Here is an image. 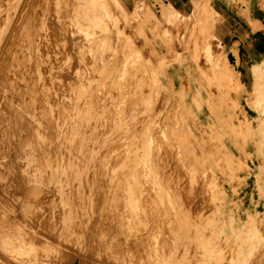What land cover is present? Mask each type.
Segmentation results:
<instances>
[{
	"label": "rangeland",
	"instance_id": "1",
	"mask_svg": "<svg viewBox=\"0 0 264 264\" xmlns=\"http://www.w3.org/2000/svg\"><path fill=\"white\" fill-rule=\"evenodd\" d=\"M218 1L210 0L209 6H206L205 2L202 3V0H193L186 7L176 4L175 10L178 13H174L170 6H166L161 0H158V8L151 6L147 0H136L133 5L125 0H0V45L3 47L10 43L6 36H10L13 31L15 34L12 33L14 35L11 36H15L16 40L13 38L11 43L18 44L19 50L35 52L32 63L38 66V72L40 71L39 74L41 73L46 82L45 86L50 91L57 87L64 92L56 88L57 94L53 96L55 90L48 93V89L44 87L46 96L49 94L47 98L50 96L52 100L55 97L54 103L51 101L52 104L50 98L47 100L48 107L51 108L50 111L48 108L51 114L48 113L47 116L58 119L53 120L57 128H52L53 133L49 137L48 144L52 150L47 146L49 158L55 157H46L43 163H55L56 160L61 162L68 155L69 159H65L64 163H69L72 167L66 172L69 176L63 178L71 179L73 186L77 185L79 193L81 192L79 196L62 202L51 199L52 204H55L53 206L50 201L45 202L48 206L45 204L44 207L48 208L45 210L46 208L42 207L40 212L45 210V214H48L53 210V215L44 214V217L42 212V215L38 214L39 210L31 209L30 205L25 206V211L22 210L23 215L21 209L18 212L17 208L16 211L9 210L13 212L11 215L8 211L5 212L9 214H6L8 218L13 220L14 215L18 218L33 214L32 221L41 226L40 232L44 236L47 235L45 237L53 239L55 247L49 257L51 259L39 258L41 254L44 255L46 246L41 243L39 248L38 243L36 246L39 249L35 246L33 248L36 249L34 256H39V259L0 264H264V54L257 58L248 56L250 36L255 31L243 21L244 17H240L244 10H247V3L251 11L254 5H257L264 17V0H223L227 5L226 14L220 10ZM78 4L80 6H77ZM70 7L71 9H68ZM233 13L236 15H232ZM262 25L263 28L261 26L259 31L264 34V22ZM132 50L134 51L131 52ZM38 52L40 53L37 54ZM49 67L52 70L48 69ZM61 72L67 77L64 78ZM55 73H58L56 78ZM58 75L62 77L60 82L65 84L58 83ZM171 83L174 87L170 86ZM63 86H66L64 90ZM58 91L64 94L60 93L61 98ZM147 93L151 95L147 96ZM56 100L59 101L58 104ZM144 102H147V105ZM54 129L57 130L56 133ZM59 132L63 133V136L59 137ZM82 137L86 140L82 141ZM160 138L162 139L157 140ZM76 143H80L81 150ZM59 145L64 148L63 152L66 154L59 153L56 149ZM171 161L173 164L169 163ZM167 164L171 165L168 167ZM64 184L72 185L70 182ZM170 184L171 187L168 186ZM50 186L52 187V184ZM81 186L87 190L84 191ZM99 200L103 201L104 205L107 204L106 207L112 204L111 208L102 210L105 206ZM137 201L142 202L144 206ZM181 202H184V205ZM77 204H80V207ZM117 207L121 215L117 214ZM188 207L194 208L191 210ZM109 208L112 209L111 213L115 210V216L109 213V216L115 217H112L115 219L113 224L111 216L107 213ZM27 210H32V213ZM101 210L107 213L104 218L108 216L109 219L103 218V212V216L100 215ZM122 210H125V214H122ZM159 210H163V213ZM158 211L161 212L160 215ZM117 215L125 230L124 226L121 227V222H118L120 225L116 223ZM131 215L134 216L132 219ZM39 217L41 220H38ZM49 217L52 222L50 219V222L44 221ZM103 219L107 222L110 220L111 225L117 224L116 227L105 224ZM136 219L142 220V223ZM100 228H104V231ZM28 230L24 232L26 236L31 231V234L34 233V229ZM117 232L120 235L116 234ZM122 233L125 235L122 236ZM115 236L118 240L113 238ZM118 236L120 239L125 238L120 240ZM55 238L57 244L54 242ZM112 241L114 243L111 244ZM119 242L124 247L121 248L120 259V253L117 252L121 246ZM58 243L62 245L59 244V247ZM57 250L62 251L58 253ZM112 252L113 257L117 259L111 256ZM8 259L13 258L10 256Z\"/></svg>",
	"mask_w": 264,
	"mask_h": 264
},
{
	"label": "bare ground",
	"instance_id": "2",
	"mask_svg": "<svg viewBox=\"0 0 264 264\" xmlns=\"http://www.w3.org/2000/svg\"><path fill=\"white\" fill-rule=\"evenodd\" d=\"M55 1H57V0H55ZM75 1V0H74ZM120 1V0H119ZM62 2V1H61ZM77 2V1H76ZM95 2V1H94ZM103 2V1H102ZM3 3V2H2ZM8 3V2H7ZM13 3V2H12ZM26 3V2H25ZM56 3V2H55ZM67 3V2H66ZM101 3V2H100ZM37 4V3H36ZM48 4V3H47ZM51 4V3H50ZM93 4V3H92ZM115 4V3H114ZM17 5V4H16ZM15 5V6H16ZM30 5H31V3H30ZM39 5V4H38ZM74 5V4H73ZM89 5V4H88ZM104 5V4H103ZM13 6H14V4H13ZM24 6V5H23ZM49 6V5H48ZM61 6H63V5H61ZM77 6H80V4H78ZM77 6H76V8H77ZM84 6V5H83ZM101 6V5H100ZM105 6V5H104ZM115 6H116V4H115ZM60 7V6H59ZM97 7H99V6H97ZM96 7V8H97ZM31 8V7H30ZM46 8V7H45ZM62 8V7H61ZM75 8V9H76ZM88 8V7H87ZM110 8V7H109ZM49 9V8H48ZM68 9H71V7L70 8H68ZM67 9V10H68ZM85 9V8H84ZM95 8L93 7V10H94ZM21 10H23V9H21ZM45 10V9H44ZM44 10H43V12H44ZM63 10V9H62ZM114 10V9H113ZM116 10V9H115ZM76 11V10H75ZM79 11V10H78ZM97 11V10H96ZM15 12V11H14ZM22 12V11H21ZM102 12V11H101ZM2 13V12H1ZM5 13V12H4ZM49 13V12H48ZM53 13V12H52ZM59 13V12H58ZM78 13V12H77ZM77 13H75L76 15H77ZM80 13V12H79ZM78 13V14H79ZM92 12H90V14H91ZM99 13V12H98ZM26 14V13H25ZM60 14V13H59ZM75 14H73V15H75ZM86 14V13H85ZM94 14L96 15V13L94 12ZM93 14V15H94ZM103 14V13H102ZM118 14V13H117ZM28 15V14H27ZM35 15V14H34ZM63 15V14H62ZM11 16H12V14H11ZM42 16V15H41ZM55 16V15H54ZM53 16V17H54ZM73 17V16H72ZM75 17V16H74ZM94 17V16H93ZM115 17V16H114ZM10 18V17H9ZM19 18V17H18ZM96 18V17H95ZM102 18V17H101ZM39 19V18H38ZM43 19V18H42ZM52 19V18H51ZM75 19V18H74ZM99 19V18H98ZM104 19V18H103ZM119 19H121V18H119ZM3 20V19H2ZM88 20V19H87ZM106 20V19H105ZM118 20V19H117ZM26 21V20H25ZM93 21H95V20H93ZM119 21V20H118ZM41 23H42V21H40ZM98 22V21H97ZM1 23H2V21H1ZM12 23V22H11ZM10 23V24H11ZM17 23V22H16ZM20 23V22H19ZM65 23V22H64ZM92 23H94V22H92ZM44 24V23H43ZM63 24V23H62ZM131 24V23H130ZM53 25V24H52ZM80 25V24H79ZM20 26V25H19ZM75 26V25H74ZM84 26V25H83ZM28 27V26H27ZM42 27H44V26H42ZM56 27V26H55ZM64 27H65V25H64ZM63 27V28H64ZM78 27V26H77ZM108 27V26H107ZM20 28V27H19ZM62 28V29H63ZM80 28V27H79ZM94 28V27H93ZM119 28V27H118ZM130 28V27H129ZM9 29V28H8ZM15 29V28H14ZM34 29V28H33ZM60 29V28H59ZM83 29V28H82ZM124 29V28H123ZM91 30V29H90ZM106 30H107V28H106ZM108 30H110V29H108ZM1 31V30H0ZM84 31V30H83ZM124 31V30H123ZM3 32V31H2ZM8 32H9V30H8ZM11 32V31H10ZM16 32V31H15ZM55 32V31H54ZM6 33V32H5ZM12 33H14L13 31L9 34V33H7V34H9L10 36H6L7 38H9V42L10 43H8L6 46H1L0 45V257H3L4 259H0V262H3V263H5V262H7V263H9L10 261H13V262H15V263H18L20 260H23V259H47L46 257H48V259H51V258H49V257H51V255H52V251H53V248L55 247L54 246V244L55 243H52V240L53 239H51L50 238V240H49V238L48 237H45V236H47V235H43V233L42 232H40L42 229L39 227V226H37L36 225V223L34 222V221H32V218H31V216H33V214H31V215H24V217L22 218V217H20L19 216V214H18V218H15V216L16 215H14V219L15 220H13V218L10 220L9 218H8V216H9V214L11 213H13V212H9V210H15L16 211V208L18 209V212H19V210L21 209V212H22V210L25 208V206H27V205H30L31 207V209H33V210H39V213L38 214H40L41 212H42V210H41V212H40V208L42 209V207H43V209L44 208H46L45 210H47V208L48 207H44L45 206V204H47V206H48V203H45V202H47V201H50L51 199H52V201H54L53 199H56L57 200V202L58 201H60V202H62L63 200H65V199H68V198H71V197H73V196H79L80 195V193H79V190L77 189V188H79V187H76L77 185H76V183H75V185L76 186H73V184H72V182H71V179H65V178H63V177H67V176H69L66 172H67V170H69V169H71V164L70 165H68V164H66V162L64 163V160L66 159V160H68L69 158H67L68 157V155H66L67 157L66 158H63V161H61V162H57V160H56V162L55 163H49L50 161H48V163H46V161L43 163V161L46 159V157H50L49 156V154L50 153H48V148H47V146L49 145L48 143L50 142V140H49V137H50V135H51V133H53L52 132V128L55 126V128H57L56 127V123L55 122H53V120L55 121L56 120V118L57 117H55L56 115H54V117H55V119L53 118V116H52V118L50 117V115L49 116H47L48 115V113H50V112H48V98H50V96L47 98V96L49 95H47L46 96V94H45V90H46V88L48 89V87L47 86H45L46 85V82L44 81V78L39 74V72H38V66L37 65H35L36 63H32V60H33V55H35L34 53L35 52H33V51H26V50H19L18 49V44L16 45L15 44V42H13V43H11V41L10 40H12L14 37H12L13 35H12ZM50 33V32H49ZM93 33V32H92ZM99 33V32H98ZM38 34V33H37ZM95 34V33H94ZM12 35V36H11ZM129 35V34H128ZM81 36V35H80ZM6 37H5V40H6ZM12 37V38H11ZM24 37V36H23ZM43 37H45V36H43ZM51 37V36H50ZM59 37V36H58ZM115 37V36H114ZM2 38V37H1ZM0 38V39H1ZM16 38V37H15ZM13 39L14 41L16 40V39ZM29 38H30V36H29ZM97 38V37H96ZM25 39V38H24ZM42 39V38H41ZM70 39V38H69ZM8 40V39H7ZM29 40V39H28ZM53 40V39H52ZM55 40V39H54ZM72 40V39H71ZM89 40V39H88ZM132 40V39H131ZM30 41V40H29ZM49 41V40H48ZM3 43H5L4 41H2ZM2 42H1V44H2ZM6 42H8V41H6ZM23 42V41H22ZM27 42V41H26ZM66 42V41H65ZM74 42V41H73ZM97 42V41H96ZM100 42V41H99ZM28 43V42H27ZM34 43V42H33ZM36 43V42H35ZM41 43V42H40ZM47 43V42H46ZM75 43V42H74ZM140 43V42H139ZM48 44V43H47ZM72 45V44H71ZM81 45V44H80ZM100 45V44H99ZM28 46V45H27ZM40 46V45H39ZM45 46V45H44ZM62 46V45H61ZM79 46V45H78ZM47 47V46H46ZM71 47V46H70ZM99 47V46H98ZM21 48V47H20ZM30 48V47H29ZM50 48V47H49ZM63 48H65V47H63ZM112 48V47H111ZM134 48V47H133ZM26 49V48H25ZM126 49V48H125ZM124 49V50H125ZM38 50V49H37ZM52 50V49H51ZM70 50V49H69ZM78 50V49H77ZM48 51V50H47ZM53 51V50H52ZM59 51V50H58ZM75 51V50H74ZM134 50H132L131 52H133ZM64 52H66V51H64ZM127 52H128V50H127ZM40 52H38L37 54H39ZM42 53V52H41ZM49 54V53H48ZM61 54H63V53H61ZM61 54H59V55H61ZM50 55V54H49ZM65 55V54H64ZM72 55V54H71ZM74 55V54H73ZM47 56V55H46ZM69 56V55H68ZM59 57V56H58ZM36 58V57H35ZM42 58V57H41ZM45 58V57H44ZM63 58V57H62ZM90 58V57H89ZM77 59V58H76ZM79 59V58H78ZM39 60V59H38ZM47 60V59H46ZM60 60V59H59ZM62 60V59H61ZM68 60V59H67ZM75 60V59H74ZM91 60V59H90ZM89 60V61H90ZM35 61H37V60H35ZM86 61V60H85ZM34 62V61H33ZM38 62V61H37ZM45 62V61H44ZM48 62V61H47ZM52 62V61H51ZM66 62V61H65ZM73 62V61H72ZM76 62V61H75ZM152 62V61H151ZM56 63V62H55ZM123 63V62H122ZM34 64V65H33ZM38 64V63H37ZM39 64H41V62H39ZM52 64V63H51ZM73 64H74V62H73ZM138 65H139V63H138ZM63 66V65H62ZM62 66H61V68H62ZM131 66V65H130ZM129 66V67H130ZM148 67V66H147ZM46 68V67H45ZM45 68H42V69H45ZM68 68V67H67ZM71 68V67H70ZM69 68V69H70ZM128 68V67H127ZM135 68V67H134ZM149 68V67H148ZM39 69H41V68H39ZM48 69H50V67L48 68ZM58 68H56V70H57ZM64 69H66V68H64ZM75 69V68H74ZM136 69V68H135ZM153 69V68H152ZM45 70H47V68L45 69ZM44 70V71H45ZM50 70H52V69H50ZM53 70H55V69H53ZM70 70H72V69H70ZM148 70V69H147ZM41 71H43V70H41ZM48 71V70H47ZM65 71V70H64ZM64 71H62V72H64ZM73 71V70H72ZM71 71V72H72ZM77 71V70H76ZM131 71V70H130ZM138 71V70H137ZM140 71V70H139ZM142 71V70H141ZM46 72V71H45ZM52 72V71H51ZM51 72H47V73H51ZM54 72V71H53ZM59 73H60V69H59V71H58ZM62 72H61V74H62ZM66 72H67V70H66ZM136 72V71H135ZM134 72V73H135ZM95 73H96V71H95ZM126 73H127V71H126ZM130 73V72H129ZM46 74V73H45ZM44 74V75H45ZM48 74V75H49ZM52 74V73H51ZM54 74V73H53ZM58 74V73H57ZM56 73H55V78H56V75H57ZM64 74V73H63ZM63 74H62V76H63ZM68 74H69V72H68ZM82 74V73H81ZM122 74V73H121ZM131 74V73H130ZM147 74V73H146ZM43 75V74H42ZM60 75V74H59ZM59 75H58V77H59ZM128 75V74H127ZM136 75V74H135ZM141 77H142V75H140ZM144 76V75H143ZM146 76V75H145ZM148 76V75H147ZM49 77H50V75H49ZM52 77V76H51ZM57 77V78H58ZM64 78H66L65 77V75L63 76ZM129 77V76H128ZM133 77H134V75H133ZM132 77V78H133ZM139 77V76H138ZM52 78H54V77H52ZM51 78V79H52ZM60 78L62 79V77L60 76L59 77V82L58 83H61L60 82ZM131 78V79H132ZM143 78V77H142ZM46 79H47V77H46ZM45 79V80H46ZM49 79V78H48ZM72 79V78H71ZM98 79V78H97ZM110 79V78H109ZM146 79H147V77H146ZM58 80V79H57ZM66 80V79H65ZM136 80V79H135ZM139 80V79H138ZM141 80V79H140ZM145 80V79H144ZM46 81H48V80H46ZM130 80H128V82H129ZM146 81V80H145ZM43 82H45V84H42ZM51 82V81H50ZM76 82V81H75ZM111 82V81H110ZM140 82V81H139ZM152 82H153V80H152ZM52 83H53V81H52ZM56 83H57V81H56ZM107 83H109V82H107ZM131 83V82H130ZM133 83V82H132ZM135 83V82H134ZM48 85H49V82L47 83ZM62 84V83H61ZM63 84H65V82L63 83ZM62 84V85H63ZM121 84V83H120ZM140 84V83H139ZM150 84H152V83H150ZM55 85H57V84H55ZM130 85V84H129ZM138 85V84H137ZM50 86V85H49ZM54 86V85H53ZM57 86H59V85H57ZM145 86V85H144ZM44 87H46V88H44ZM60 87V86H59ZM62 87V86H61ZM64 87V86H63ZM66 87V86H65ZM65 87L63 88V90L65 89ZM57 87H54V90L56 89ZM145 88V87H144ZM59 88H57L56 90H58ZM62 89V88H61ZM117 89V88H116ZM121 89V88H120ZM139 89H141V88H139ZM54 90H52L51 89V91L48 89V93H49V91L50 92H52V91H54ZM55 90V91H56ZM67 90V89H66ZM65 90V91H66ZM125 90V89H124ZM153 90V89H152ZM53 92L54 94H53V96H56V94H57V91L56 92ZM59 91H61V92H63L62 90H60L59 89ZM59 91H58V93H59ZM107 91V90H106ZM126 91V90H125ZM134 91H136V90H134ZM133 91V92H134ZM143 91V90H142ZM145 91V90H144ZM60 92V93H61ZM122 92H123V90H122ZM121 92V93H122ZM150 92H152V91H149V93ZM46 93H47V91H46ZM56 93V94H55ZM60 93L58 94V96H60ZM64 93V92H63ZM63 93H61V94H63ZM114 92H112V94H113ZM128 93H130L129 91H128ZM142 93V92H141ZM144 93H146V91L144 92ZM149 93H147L148 95L147 96H150L149 95ZM123 94V93H122ZM50 95H52V93L50 94ZM64 95V94H63ZM114 95V94H113ZM125 95V94H124ZM57 96V97H58ZM62 96V95H61ZM61 96H60V98H61ZM72 96V95H71ZM135 96V95H134ZM137 96V95H136ZM113 97V96H112ZM123 97V96H122ZM55 98V97H54ZM53 98V99H54ZM59 98V97H58ZM57 98V99H58ZM62 98H65V97H62ZM140 98V97H139ZM52 99V100H53ZM110 99V98H109ZM129 99V98H128ZM135 99V98H134ZM146 99V98H145ZM51 100V98H50V102L52 101ZM59 100V99H58ZM116 100V99H115ZM122 100V99H121ZM131 100V99H130ZM147 100V99H146ZM145 100V101H146ZM148 100H150V98L148 99ZM111 101H112V99H111ZM132 101V100H131ZM161 101V100H160ZM56 102H57V100H56ZM55 102V103H56ZM59 102V101H58ZM58 102H57V104H58ZM60 102H61V100H60ZM82 102H84V101H82ZM93 102H95V101H93ZM102 102V101H101ZM118 102H119V100H118ZM126 102V101H125ZM136 102V101H135ZM53 103H54V100H53ZM96 103V102H95ZM100 103V102H99ZM109 103V102H108ZM111 103V102H110ZM122 103V102H121ZM139 103V102H138ZM142 103V102H141ZM145 103V102H144ZM143 103V104H144ZM147 103V102H146ZM145 103V104H146ZM51 104H52V102H51ZM51 104H49V105H51ZM81 104V103H80ZM83 104V103H82ZM81 104V105H82ZM89 104V103H88ZM135 104V103H134ZM55 105V104H54ZM80 105V106H81ZM93 105V104H92ZM99 105V104H98ZM116 105V104H115ZM130 105V104H129ZM128 104H127V106H129ZM147 105V104H146ZM56 106H58V105H56ZM105 106V105H104ZM124 106H125V103H124ZM142 106V105H141ZM50 107H52V106H50ZM55 107V106H54ZM67 107V106H66ZM82 107V106H81ZM91 107V106H90ZM59 108V107H58ZM63 108H65V107H63ZM98 108V107H97ZM107 108V107H106ZM132 108V107H131ZM136 108V107H135ZM144 108V107H143ZM147 108V107H146ZM145 108V109H146ZM156 108V107H155ZM50 109L51 108H49V111H50ZM86 109V108H85ZM110 109V108H109ZM120 109V108H119ZM142 109V108H141ZM53 110V109H52ZM51 110V111H52ZM83 110V109H82ZM104 110V109H103ZM115 110V109H114ZM132 110V109H131ZM156 110V109H155ZM57 111V110H56ZM93 111V110H92ZM135 111V110H134ZM144 111H146V110H144ZM159 111H160V109H159ZM99 112V111H98ZM111 112V111H110ZM129 112V111H128ZM141 112H143V111H141ZM140 112V113H141ZM57 113V112H56ZM120 113V112H119ZM130 113V112H129ZM134 113H136V112H134ZM156 113V112H155ZM154 113V114H155ZM51 114V113H50ZM58 114H60V113H58ZM122 114V113H121ZM52 115H53V113H52ZM88 115V114H87ZM91 115V114H90ZM97 115V114H96ZM100 115V114H99ZM105 115V114H104ZM112 115V114H111ZM136 115H139V114H136ZM118 116V115H117ZM132 116V115H131ZM130 116V117H131ZM63 117V116H62ZM106 117V116H105ZM104 117V118H105ZM120 117V116H119ZM59 118H60V116H59ZM83 118H84V116H83ZM82 118V119H83ZM101 118V117H100ZM99 118V119H100ZM107 118V117H106ZM121 118V117H120ZM129 118V117H128ZM127 118V119H128ZM134 118V117H133ZM58 119V118H57ZM62 119V118H61ZM64 119V118H63ZM62 119V120H63ZM114 119H115V117H114ZM138 119V118H137ZM45 120H47V121H45ZM62 120H61V122H62ZM93 120V119H92ZM95 120H96V118H95ZM101 120V119H100ZM104 120H106V119H104ZM108 120V119H107ZM113 120V119H112ZM133 120H135V119H133ZM160 120V119H159ZM64 122H65V120H64ZM81 122H82V120H81ZM87 122H88V120H87ZM97 122H98V120H97ZM108 122H109V120H108ZM125 122H126V119H125ZM156 122H157V120H156ZM155 122V123H156ZM124 123V122H123ZM175 123V122H174ZM62 124V123H61ZM89 124V123H88ZM95 124V123H94ZM101 124V123H100ZM108 124V123H107ZM126 124V123H125ZM158 124V123H157ZM164 124V123H163ZM59 125H60V123H59ZM75 125V124H74ZM80 125V124H79ZM90 125V124H89ZM97 125V124H96ZM106 125V124H105ZM160 125V124H159ZM77 126V125H76ZM75 126V127H76ZM94 126V125H93ZM101 126V125H100ZM115 126V125H114ZM59 128H60V126H58ZM63 127V126H62ZM82 127V126H81ZM106 127V126H105ZM112 127H113V124H112ZM157 127V126H156ZM101 128V127H100ZM110 128V127H109ZM153 128V127H152ZM160 128V127H159ZM162 128H163V126H162ZM75 129V128H74ZM78 129V128H77ZM166 129H167V126H166ZM165 129V130H166ZM168 129H169V127H168ZM80 130V129H79ZM89 130V129H88ZM93 130V129H92ZM98 130H99V128H98ZM118 130V129H117ZM155 130V129H154ZM57 132V130H55L54 129V132ZM60 131V130H59ZM81 131V130H80ZM102 131H104L103 130V128H102ZM153 131V130H152ZM151 131V132H152ZM55 132V133H56ZM78 132V131H77ZM109 132H111V131H109ZM115 132H116V130H115ZM158 132V131H157ZM168 132H170V131H168ZM94 133V132H93ZM103 133V132H102ZM159 133V132H158ZM161 133V132H160ZM73 134V133H72ZM79 134V133H78ZM88 134V133H87ZM109 134V133H108ZM156 134V133H155ZM171 133H169L168 134V137H170L169 135H170ZM57 135L60 137L61 135L63 136V133H61V132H59V133H57ZM131 135V134H130ZM160 135V134H159ZM52 136V135H51ZM85 136V135H84ZM111 136V135H110ZM119 136V135H118ZM156 136V135H155ZM155 136H153V138H155ZM57 137V136H56ZM58 137V138H59ZM77 137V136H76ZM100 137H101V135H100ZM104 137V136H103ZM102 137V138H103ZM158 137H160V136H158ZM167 137V136H166ZM78 138V137H77ZM83 138V137H82ZM81 138V139H82ZM132 138H133V136H132ZM148 138V137H147ZM146 138V139H147ZM76 139V138H75ZM80 139V138H79ZM85 138H83L82 139V141L84 140ZM110 139V138H109ZM113 139V138H112ZM129 139V138H128ZM131 139V138H130ZM162 138H160V139H157V140H161ZM54 140V139H53ZM86 140V139H85ZM88 140V139H87ZM149 140V139H148ZM74 141H76V140H74ZM78 141V140H77ZM81 142V141H80ZM84 142H86V141H84ZM96 142V141H95ZM94 142V143H95ZM102 142H104V141H102ZM115 142H116V140H115ZM155 142V141H154ZM161 142V141H160ZM162 142H163V140H162ZM168 142V141H167ZM61 143H62V141H61ZM105 143V142H104ZM159 143V142H158ZM172 143V142H171ZM56 144V143H55ZM58 144V143H57ZM56 144V145H57ZM66 144V143H65ZM75 144V143H74ZM80 144V143H79ZM79 144L77 145V143H76V145L77 146H79ZM83 144V143H82ZM85 144V143H84ZM114 144V143H113ZM129 144V143H128ZM160 144H162V143H160ZM63 145V144H62ZM50 146V145H49ZM54 146V145H53ZM89 146V145H88ZM114 146V145H113ZM121 146V145H120ZM124 146V145H123ZM156 146H158V145H156ZM162 146H164V144L162 145ZM170 146V145H169ZM59 147V148H58ZM56 149L59 151V153L61 152V154H63V153H65V152H63L64 151V148L62 147V146H58ZM81 147H83V146H81ZM93 147V146H92ZM102 147V146H101ZM106 147V146H105ZM110 147H111V145H110ZM109 147V148H110ZM171 147V146H170ZM173 147V146H172ZM51 148V146L49 147V149ZM76 148V147H75ZM79 149H80V146L78 147ZM94 148V147H93ZM108 148V149H109ZM115 148V147H114ZM120 148H122V147H120ZM153 148V147H152ZM165 148V147H164ZM53 149H54V147H53ZM77 149V148H76ZM85 149H87V148H85ZM97 149V148H96ZM141 149V148H140ZM163 149V148H162ZM51 150H52V148H51ZM69 150V149H68ZM81 150V149H80ZM104 150V149H103ZM160 150H161V147H160ZM159 150V151H160ZM164 150V149H163ZM167 150V147H166V149L164 150V153H166L165 151ZM171 150H173V148L171 149ZM75 151V150H74ZM79 151V150H78ZM83 151H85V150H83ZM56 152V154H57V151H55ZM88 152V151H87ZM90 152V151H89ZM161 152V151H160ZM159 152V153H160ZM52 153L54 154V152L52 151ZM58 153V154H59ZM77 153H79V152H77ZM82 153V152H81ZM94 153V152H93ZM153 153V152H152ZM162 153V152H161ZM48 154V155H47ZM52 154V155H53ZM66 154V153H65ZM106 154V153H105ZM122 154V153H121ZM155 154V153H154ZM163 154V153H162ZM168 154V153H167ZM64 155V154H63ZM74 155V154H73ZM77 155V154H76ZM103 155V154H102ZM159 156V155H158ZM55 157V156H54ZM54 157H52V158H49V159H54ZM65 157V156H64ZM78 157V156H77ZM76 157V158H77ZM81 157H82V155H81ZM84 157V156H83ZM165 157H167V156H165ZM71 158V157H70ZM102 158V157H101ZM106 158V157H105ZM138 158V157H137ZM154 158V160H155V157H153ZM152 158V159H153ZM159 158V157H158ZM48 159V160H49ZM58 159V158H57ZM60 159H62L61 157H60ZM74 159H75V157H74ZM81 159V158H80ZM96 159V158H95ZM99 159V158H98ZM160 159H162V158H160ZM159 159V160H160ZM72 160V159H71ZM71 160H70V163H71ZM77 160V159H76ZM163 160V159H162ZM167 160H168V157H167ZM54 161V160H53ZM75 161V160H74ZM82 162H83V160H81ZM97 161V160H96ZM100 161H101V159H100ZM158 161V160H157ZM156 161V162H157ZM164 161V160H163ZM165 161H166V159H165ZM52 162V161H51ZM78 162H80V161H78ZM88 162V161H87ZM96 163V162H95ZM164 163V162H163ZM169 163H171V164H173L172 163V161L171 162H169ZM73 164V163H72ZM78 164V163H77ZM138 164H140V163H138ZM153 164V163H152ZM154 164H155V162H154ZM160 164V163H159ZM171 164H167V166L168 165H171ZM80 165H81V163H80ZM80 165H78V166H80ZM157 165V164H156ZM161 165V164H160ZM159 165V166H160ZM163 165V164H162ZM166 165V164H165ZM75 167H76V164L74 165ZM73 166V167H74ZM83 166H84V163H83ZM92 166V165H91ZM114 166V165H113ZM159 166H157L158 167V169H159ZM87 167H88V165H87ZM93 167V166H92ZM140 167V166H139ZM142 167V166H141ZM156 167V168H157ZM164 167V166H163ZM169 167V166H168ZM78 168V167H77ZM80 168H81V166H80ZM110 168V167H109ZM155 168V169H156ZM162 168V167H161ZM167 168V167H166ZM83 169V168H82ZM81 169V170H82ZM88 169V168H87ZM92 169V168H91ZM90 169V170H91ZM94 170H96L95 168H93ZM140 169H142V168H140ZM163 169V168H162ZM170 169V168H169ZM172 169H173V167H172ZM72 170H73V168H72ZM75 170V169H74ZM89 170V171H90ZM136 170V169H135ZM93 171V170H92ZM165 171H169V170H165ZM172 171H176V170H172ZM76 172V171H75ZM74 172V173H75ZM83 172V171H82ZM91 172V171H90ZM138 172H140V171H138ZM137 171H136V173H138ZM162 171H160V173H161ZM78 173H79V171H78ZM92 173V172H91ZM96 173H97V171H96ZM99 173H100V171H99ZM98 173V174H99ZM136 173H135V175H136ZM141 173V172H140ZM142 173H143V171H142ZM141 173V174H142ZM172 173V172H171ZM77 174V173H76ZM94 174V173H93ZM132 174H134V173H132ZM147 174V173H146ZM163 174V173H162ZM162 174H161V176H162ZM82 175V174H81ZM85 175H88V174H85ZM89 175H90V173H89ZM164 175V174H163ZM168 175V174H167ZM73 176H74V174H73ZM77 176V175H76ZM137 176V175H136ZM144 176V175H143ZM150 176V175H149ZM160 176V175H159ZM166 176V175H165ZM78 177V176H77ZM80 177V176H79ZM82 177V176H81ZM86 177H88V176H86ZM97 177V176H96ZM95 177V178H96ZM138 177V176H137ZM141 178H142V175L140 176ZM139 177V178H140ZM145 177V176H144ZM168 177V176H167ZM167 177H165L166 179H167ZM50 178H53L52 180L50 179ZM73 179H74V177H72ZM102 178V177H101ZM140 178V179H141ZM149 178V177H148ZM161 178H163V176L161 177ZM173 178V177H172ZM91 179V178H90ZM136 179V178H135ZM144 179V178H143ZM171 179V178H170ZM81 180H83V179H81ZM92 180V179H91ZM91 180H88V181H91ZM99 180V179H98ZM102 180V179H101ZM144 180H146V179H144ZM173 180H174V178H173ZM86 181V180H85ZM132 181V180H131ZM136 181H137V179H136ZM136 181H134L133 183H135ZM141 181V180H140ZM166 181V180H165ZM167 181H169V180H167ZM66 182H70V184H72L71 186H69V185H65L64 183H66ZM144 182V181H143ZM143 182L141 183L143 186H144V184H143ZM150 182V181H149ZM164 182V181H163ZM170 182V181H169ZM168 182V183H169ZM197 182V181H196ZM91 183V182H90ZM90 183H89V185H90ZM98 183V182H97ZM102 183V182H101ZM124 183V182H123ZM151 183V182H150ZM174 183H175V181H174ZM174 183H172V184H174ZM184 183V182H183ZM203 183V182H202ZM47 184V185H46ZM52 184V187L50 186ZM85 184V183H84ZM84 184H83V186H84ZM136 184V183H135ZM139 183H137V186H139L138 185ZM46 185V186H45ZM163 185H164V183H163ZM167 185V184H166ZM202 185V184H201ZM43 186H45V188L43 187ZM83 186H81V188L83 187ZM98 186V185H97ZM122 186H123V184H122ZM136 186V187H137ZM149 186V185H148ZM168 186H170L171 187V184L170 185H168ZM175 186V185H174ZM203 186V185H202ZM88 187H91V186H88ZM121 187V186H120ZM124 187H126V185L124 186ZM133 187H134V185H133ZM135 187V188H136ZM85 188V189H84ZM95 188H97V187H95ZM118 188H119V186H118ZM122 188V187H121ZM127 188V187H126ZM134 188V189H135ZM140 188H142L141 186H140ZM166 188V187H165ZM174 188V187H173ZM184 188V187H183ZM190 188V187H189ZM84 191H86L87 189H86V187H83L82 188ZM99 189V188H98ZM133 189V190H134ZM144 189V188H143ZM149 189V188H148ZM175 189V188H174ZM195 189V188H194ZM205 189V188H204ZM96 190V189H95ZM94 190V191H95ZM118 190V189H117ZM137 190H138V188H137ZM179 190V189H178ZM192 190V189H191ZM143 191V190H142ZM147 191V190H146ZM181 191V190H180ZM97 192V191H96ZM117 192V191H116ZM141 192V191H140ZM140 192H138V193H140ZM149 192V191H148ZM194 192V191H193ZM86 193V192H85ZM88 193V192H87ZM121 193V190H120V192H119V194ZM123 193V192H122ZM142 193V192H141ZM90 194V193H89ZM98 194V193H97ZM101 194V193H100ZM116 194V193H115ZM135 194H137V193H135ZM151 194V193H150ZM173 194V193H172ZM88 195V194H87ZM142 195V194H141ZM140 195V196H141ZM171 195V194H170ZM117 195H115V197H116ZM121 196V195H120ZM139 196V197H140ZM146 196V195H145ZM148 196V195H147ZM151 196V195H150ZM190 196V195H189ZM118 197V196H117ZM153 197V196H152ZM151 197V198H152ZM172 197V196H171ZM170 197V198H171ZM177 197V196H176ZM85 198H86V195H85ZM88 198V197H87ZM97 198V197H96ZM125 198V197H124ZM135 198V197H134ZM137 198V197H136ZM142 198V197H141ZM146 198V197H145ZM187 198V197H186ZM74 199H75V197H74ZM83 199V198H82ZM93 199V198H92ZM98 199V198H97ZM101 199H102V197H101ZM118 199V198H117ZM126 199V198H125ZM128 199V198H127ZM140 199V198H139ZM148 199V198H147ZM172 199V198H171ZM85 200H87V199H85ZM119 200V199H118ZM133 200H135V199H133ZM146 200V199H145ZM150 200H152V199H150ZM154 200V199H153ZM174 200V199H173ZM193 200V199H192ZM52 201H50L51 202V204L53 203ZM69 201V200H68ZM67 201V202H68ZM80 201V200H79ZM99 201H101V200H99ZM98 201V202H99ZM131 201V200H130ZM142 201V200H141ZM165 201V200H164ZM185 201V200H184ZM56 202V201H55ZM86 202V201H85ZM93 202V201H92ZM138 202V201H137ZM136 202V203H137ZM146 202H148V201H146ZM149 202H151V201H149ZM175 202V201H174ZM174 202H172V203H174ZM187 202V201H186ZM191 202V201H190ZM66 203V202H65ZM75 203V202H74ZM87 203V202H86ZM100 203H102L103 205H104V203H103V201H101ZM113 203V202H112ZM121 203H123V202H121ZM140 203H142V202H140ZM139 202H138V204H140ZM182 204L184 203V202H181ZM72 204V203H71ZM81 204V203H80ZM80 204H77V205H79V207H80ZM91 204V203H90ZM109 204V203H108ZM111 204V203H110ZM115 204H116V202H115ZM114 204V205H115ZM120 204V203H119ZM145 204H147V203H145ZM167 204V203H166ZM53 205H55V204H52V206ZM68 205V204H67ZM84 206L86 205V204H83ZM88 205V204H87ZM86 205V206H87ZM98 205H100V204H98ZM103 205H102V207H103ZM105 205H107V204H105ZM104 205V206H105ZM149 205V204H148ZM184 205V204H183ZM193 205H194V203H193ZM51 206V205H50ZM89 206V205H88ZM87 206V207H88ZM111 206H112V204L110 205V206H107V207H110L111 208ZM119 206V205H118ZM120 206H121V204H120ZM123 206V205H122ZM139 206H141V205H139ZM142 206H144L143 205V203H142ZM141 206V207H142ZM149 206H151V205H149ZM156 206H157V203H156ZM175 206V205H174ZM187 206H188V204H187ZM56 207V206H55ZM61 207V206H60ZM68 207V206H67ZM78 207V206H77ZM82 207V206H81ZM101 207V206H100ZM106 206L102 209V210H105L106 211V208H107ZM114 207V206H113ZM141 207H140V209H141ZM158 207V206H157ZM190 207H192V206H190ZM190 207H188V208H190ZM109 208V209H110ZM118 208V207H117ZM121 208V207H120ZM144 208V207H143ZM146 208V207H145ZM144 208V209H145ZM194 208V207H193ZM193 208H190L191 210L193 209ZM100 209V208H99ZM119 209V208H118ZM118 209H116L117 211V214H119V215H121L120 213H118V211H120V209L118 210ZM122 209V208H121ZM150 209H152L151 207H150ZM159 209V208H158ZM166 209V208H165ZM182 209V208H181ZM45 210H43V216H44V214H45ZM51 210V209H50ZM72 210V209H71ZM93 210V209H92ZM101 210V214L100 215H102L104 212ZM111 210L112 209H110V211L108 212L107 211V213H108V216H109V213H111ZM153 210V209H152ZM168 210H169V208H168ZM2 211H4V213L2 212ZM8 211V213H6V214H8V216L5 214V212H7ZM23 211H25V210H23ZM27 211H31V213H32V210H27ZM53 211V210H52ZM52 211H50L48 214H51V215H53L51 212ZM114 211L115 210H113L112 212L113 213H111L112 215H114ZM125 211V210H124ZM124 211L122 210V214H125L124 213ZM157 211V210H156ZM159 211H161V210H159ZM158 211V215H160L159 213H161V212H159ZM190 211V210H189ZM67 213H68V211H66ZM73 212V211H72ZM77 212V211H76ZM86 212H88V211H86ZM103 212V213H102ZM121 212V211H120ZM128 212V211H127ZM149 212H151V211H149ZM166 212H168V211H166ZM188 212V211H187ZM30 213V212H29ZM33 213H34V211H33ZM42 213H41V215H42ZM106 213V212H105ZM104 213V214H105ZM106 213V214H107ZM129 213V212H128ZM136 213V212H135ZM140 213H141V211H140ZM163 213V212H162ZM168 213H170V211L168 212ZM10 214V215H11ZM17 214V213H16ZM48 214H45L46 216L48 215ZM74 214H75V212H74ZM88 214H90V213H88ZM87 214V215H88ZM96 214V213H95ZM106 214L103 216V218L104 217H106ZM130 214V213H129ZM139 214V213H138ZM155 214V213H154ZM21 215V214H20ZM22 215H23V212H22ZM66 215V214H65ZM112 215H110L109 217H110V219H111V221H112V224H113V220L115 221V219H113V218H115L114 216H112ZM128 215V214H127ZM140 215V214H139ZM138 215V216H139ZM142 216L144 215V212L141 214ZM167 215V214H166ZM13 216V215H12ZM43 216H40V217H43ZM97 216V215H96ZM108 216H107V218L106 219H109L108 218ZM118 216V215H117ZM123 216V215H122ZM130 216V215H129ZM171 216V215H170ZM38 218V220L40 219L41 220V218ZM45 217V216H44ZM83 217V216H82ZM95 217V216H94ZM113 217V218H112ZM132 217H134V216H132L131 215V217H130V219H132ZM136 217V216H135ZM140 217V216H139ZM149 217H151V215H149ZM152 217H154V216H152ZM163 217V216H162ZM37 218V217H36ZM35 218V219H36ZM53 218V217H52ZM77 218V217H76ZM87 218V217H86ZM118 218H119V216H118ZM117 218V221H116V223H118V222H121V219L119 218L118 219ZM142 218V217H141ZM157 218V217H156ZM164 218V217H163ZM169 218V217H168ZM48 219V220H47ZM49 219H50V221L52 222V220H51V218L49 217V218H46L44 221H49ZM101 219H102V217H101ZM105 219V218H104ZM104 219H103V221H104ZM105 219V220H106ZM123 219V218H122ZM135 219V218H134ZM139 219V218H138ZM138 219H136L137 220V222L138 221H140L141 223H142V220L144 219V218H142V220H138ZM154 219V218H153ZM161 219V218H160ZM171 219V218H170ZM34 220V219H33ZM63 220H65V219H63ZM118 220H120V221H118ZM124 220V219H123ZM122 220V221H123ZM158 220V219H157ZM163 220V219H162ZM13 221V222H12ZM35 221H37V220H35ZM49 221V222H50ZM54 221V220H53ZM93 221V220H92ZM110 220H108V222H109ZM110 221V222H111ZM133 221V220H132ZM145 221V220H144ZM156 221V220H155ZM91 222V221H90ZM93 222H95V221H93ZM106 222V223H105ZM107 221H104V223L105 224H107V225H110V226H114V227H116V225L117 224H115V225H111V223L109 224ZM130 222V221H129ZM147 222V221H146ZM151 222H153V221H151ZM157 222V221H156ZM161 222V221H160ZM48 223V222H47ZM54 223H55V221H54ZM64 223V222H63ZM92 223V222H91ZM115 223V222H114ZM124 223H125V221H124ZM133 223V222H132ZM134 223H135V220H134ZM148 223H150L149 221H148ZM39 224V223H38ZM45 224V223H44ZM56 225H57V222L55 223ZM92 224H94V223H92ZM91 224V225H92ZM119 224V223H118ZM140 224V223H139ZM151 224V223H150ZM158 224V223H157ZM203 224V223H202ZM48 225V224H47ZM70 225V224H69ZM75 225H77L76 223H75ZM120 225V224H119ZM127 225V224H126ZM141 225V224H140ZM144 225V224H143ZM44 226V225H43ZM42 226V227H43ZM50 227L52 226V225H49ZM89 226V225H88ZM96 226V225H95ZM122 226H124L123 225V223L121 222V227ZM148 226V225H147ZM45 227H46V224H45ZM45 227H43V228H45ZM53 227V226H52ZM56 226H54V228H55ZM90 227V226H89ZM92 227H93V225H92ZM97 227V226H96ZM129 227V226H128ZM134 227V226H133ZM140 227V226H139ZM162 227V226H161ZM191 227V226H190ZM46 228H48V227H46ZM53 228V229H54ZM95 228V227H94ZM99 228V227H98ZM118 228H120V226L118 227ZM141 228V227H140ZM146 228V227H145ZM154 228V227H153ZM163 228V227H162ZM28 229H34V233L33 234H31V232H33V231H31L30 232V234H27V236L24 234V232L26 233V231L28 230ZM71 229V228H70ZM92 229V228H91ZM100 229H102V228H100ZM113 229V228H112ZM123 228H120V230L121 231H123L124 232V230H125V226H124V230H122ZM129 229V228H128ZM135 229V228H134ZM139 229V228H138ZM103 231H104V228L102 229ZM119 230V229H118ZM119 230V231H120ZM136 230V229H135ZM29 231V230H28ZM45 231L47 232V230L45 229ZM44 231V232H45ZM50 231V230H49ZM82 231V230H81ZM116 231H117V229H116ZM137 231V230H136ZM52 232H54V231H52ZM52 232H50V233H52ZM12 233V234H11ZM21 233V234H20ZM29 233V232H28ZM48 233V232H47ZM46 233V234H47ZM77 233V232H76ZM81 233V232H80ZM115 233V232H114ZM119 233H121V232H119ZM139 234H140V232H138ZM62 234V233H61ZM86 234V233H85ZM116 234H118V232L116 233ZM136 234V233H135ZM143 234V233H142ZM49 235V234H48ZM118 235H120V234H118ZM123 235H125V234H123L122 233V236ZM83 236V235H82ZM108 236V235H107ZM107 236H105V237H107ZM134 236V235H133ZM136 236V235H135ZM50 237V236H49ZM61 237V236H60ZM119 237V239H120V236H118ZM137 237H138V234H137ZM139 237H141V236H139ZM89 238V237H88ZM114 239H117V237L115 236V237H113ZM125 238V237H124ZM123 238V239H124ZM135 238V237H134ZM56 239V238H55ZM98 239V238H97ZM113 239V240H114ZM121 239H122V237H121ZM120 239V240H121ZM122 239V240H123ZM136 239V238H135ZM118 240V239H117ZM137 240V239H136ZM135 240V241H136ZM140 240V239H139ZM29 241H30V243H29ZM50 241V242H49ZM57 241V239L56 240H54V242H56ZM65 241V240H64ZM114 241H116V240H114ZM114 241H112L111 242V244L112 243H114ZM89 241H87V243H88ZM107 241L105 240V243H106ZM122 242V241H121ZM121 242H119V244L121 243ZM127 242V241H126ZM138 242V241H137ZM38 243H40V245H38ZM41 243H43L45 246H46V249L43 251L44 252V255L42 256V254H41V256L38 258V257H36V256H34V252H35V250L36 249H34L33 248V246H35L37 249H39L40 247H41ZM64 243V242H63ZM104 243V244H105ZM123 243V242H122ZM128 243V242H127ZM139 243V242H138ZM141 243H142V240H141ZM145 243V242H144ZM161 243V242H160ZM32 244H34V245H32ZM36 244L38 245V247L36 246ZM56 244H57V242H56ZM59 244H61V243H58V245ZM107 244V243H106ZM111 244H109V246L111 245ZM131 244V243H130ZM169 244V243H168ZM62 245V244H61ZM121 245V244H120ZM149 245V244H148ZM88 246V245H87ZM97 246V245H96ZM114 246L116 247V243L114 244ZM117 246H118V248H119V245L117 244ZM130 246V245H129ZM144 246V245H143ZM44 247V246H43ZM59 247H60V245H59ZM64 246H62V248H63ZM89 247V246H88ZM111 247V246H110ZM114 247V248H115ZM123 247V245H121L120 246V248L119 249H121ZM149 247V246H148ZM112 248V247H111ZM117 248V249H118ZM124 248V247H123ZM43 249V248H42ZM56 249L57 248H55V251H56ZM64 249V248H63ZM84 249V248H83ZM116 249V248H115ZM115 249H113V250H115ZM117 250V252L118 253H120L119 254V256H118V254H117V256L119 257L118 259H120V255H121V253H122V249H121V251L120 250ZM135 249V248H134ZM59 250V249H58ZM58 250H57V252H58ZM88 250H90V249H88ZM101 250V249H100ZM131 250V249H130ZM133 250V249H132ZM171 250V249H170ZM60 251H62V250H60ZM59 251V252H60ZM86 251V250H85ZM106 251H108V250H106ZM105 251V252H106ZM127 251V250H126ZM136 251V250H135ZM42 252V251H41ZM58 252V253H59ZM109 252V251H108ZM117 252H115V256H116V253ZM143 252H144V250H143ZM55 253V252H54ZM64 253V252H63ZM85 253V252H84ZM124 253H126L125 251H124ZM135 253H137V252H135ZM89 254H91L92 255V253H89ZM107 254V253H106ZM112 255V257L114 256V253L112 252L111 253ZM64 255H66L67 256V254H65L64 253ZM64 255H62V256H64ZM94 255V254H93ZM100 255V254H99ZM110 255V254H109ZM126 255H127V253H126ZM10 256H11V258H13V259H8V258H10ZM55 256V255H54ZM61 256V257H62ZM56 257H57V253H56ZM122 257V256H121ZM55 258V257H54ZM114 258V257H113ZM56 259V258H55ZM61 259H64V258H61ZM66 259V258H65ZM107 259H108V257H107ZM111 259V258H110ZM114 259H117V257H115ZM38 261V260H37Z\"/></svg>",
	"mask_w": 264,
	"mask_h": 264
},
{
	"label": "crops",
	"instance_id": "3",
	"mask_svg": "<svg viewBox=\"0 0 264 264\" xmlns=\"http://www.w3.org/2000/svg\"><path fill=\"white\" fill-rule=\"evenodd\" d=\"M125 1L130 2V5H133L136 0H125ZM147 1L151 6H155L157 8L160 7L158 0H147ZM161 1H163V3H165L166 6H170L169 8L172 9V11L175 13L177 12L175 10L176 4H179L181 7L183 6L186 7L193 0H161ZM209 1L210 0H202V3L205 2L206 6H209L210 5ZM218 4H219L220 10H222V12L226 14L227 5H225L223 0H219ZM247 5H248L247 10H244V14L241 15L240 17L241 19H243L244 17L243 21L247 23L248 27L252 31H255V32H252L250 36L251 46L250 47L248 46V48H250L248 56L257 58L261 56L262 54H264V37H263L264 34L261 31H259V29H261V26L263 28L262 23L264 22V17H263V14L261 13L262 10L257 5H254L252 11L250 10L248 3ZM232 15H236V14L233 13ZM170 86L174 87L172 83ZM209 95H211V93H209Z\"/></svg>",
	"mask_w": 264,
	"mask_h": 264
}]
</instances>
